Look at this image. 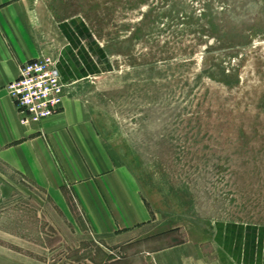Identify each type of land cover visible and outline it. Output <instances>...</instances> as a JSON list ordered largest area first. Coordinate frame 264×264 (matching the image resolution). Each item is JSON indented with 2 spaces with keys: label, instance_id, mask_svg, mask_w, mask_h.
Listing matches in <instances>:
<instances>
[{
  "label": "rangeland",
  "instance_id": "374dc122",
  "mask_svg": "<svg viewBox=\"0 0 264 264\" xmlns=\"http://www.w3.org/2000/svg\"><path fill=\"white\" fill-rule=\"evenodd\" d=\"M38 2L99 64L88 80L98 129L171 227L164 244L210 224L264 228V0ZM61 194L60 205L0 166V264L126 258Z\"/></svg>",
  "mask_w": 264,
  "mask_h": 264
},
{
  "label": "crops",
  "instance_id": "0c3cea01",
  "mask_svg": "<svg viewBox=\"0 0 264 264\" xmlns=\"http://www.w3.org/2000/svg\"><path fill=\"white\" fill-rule=\"evenodd\" d=\"M40 57L56 62L64 98L52 117L23 125L6 88L23 64ZM99 73L73 29L53 24L38 0H0V166L60 205L61 190L69 188L91 232L111 235L126 252L115 264H264L261 227L198 226L182 241L164 244L171 227L153 220L135 176L117 163L98 129L88 80Z\"/></svg>",
  "mask_w": 264,
  "mask_h": 264
},
{
  "label": "built area",
  "instance_id": "2783aa9c",
  "mask_svg": "<svg viewBox=\"0 0 264 264\" xmlns=\"http://www.w3.org/2000/svg\"><path fill=\"white\" fill-rule=\"evenodd\" d=\"M64 88L56 62L40 57L23 64L17 79L6 89L22 116L21 123L29 125L38 124L61 109Z\"/></svg>",
  "mask_w": 264,
  "mask_h": 264
}]
</instances>
